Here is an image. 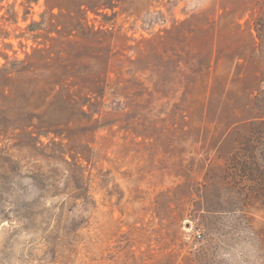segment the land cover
<instances>
[{
    "label": "rangeland",
    "instance_id": "1",
    "mask_svg": "<svg viewBox=\"0 0 264 264\" xmlns=\"http://www.w3.org/2000/svg\"><path fill=\"white\" fill-rule=\"evenodd\" d=\"M257 23L264 0H0V264H264V199L224 175Z\"/></svg>",
    "mask_w": 264,
    "mask_h": 264
},
{
    "label": "trees",
    "instance_id": "2",
    "mask_svg": "<svg viewBox=\"0 0 264 264\" xmlns=\"http://www.w3.org/2000/svg\"><path fill=\"white\" fill-rule=\"evenodd\" d=\"M257 25L260 26L259 23ZM258 26L259 42L264 45V28ZM258 78L260 85L251 106L255 115L245 133L236 132L237 149L227 160L224 175L238 195L247 197L251 194L264 199V71Z\"/></svg>",
    "mask_w": 264,
    "mask_h": 264
}]
</instances>
